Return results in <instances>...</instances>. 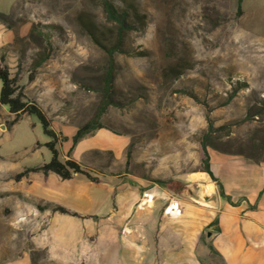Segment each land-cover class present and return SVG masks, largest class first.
Masks as SVG:
<instances>
[{
    "label": "rangeland",
    "instance_id": "374dc122",
    "mask_svg": "<svg viewBox=\"0 0 264 264\" xmlns=\"http://www.w3.org/2000/svg\"><path fill=\"white\" fill-rule=\"evenodd\" d=\"M110 1L127 9L132 28L113 54L112 104L97 117L108 61L91 31L115 34L102 0H0V63L24 96L39 98L56 125L78 127L94 119L129 136L125 157L151 180L176 185L177 176L201 170L205 134L207 149L264 160V0ZM7 113L0 106V264H43L45 219L30 210L37 202L32 195L48 192L40 187V173L28 172L23 181L16 175L50 160L44 145L50 137L35 115L10 126ZM60 143L57 149H63ZM114 159L110 150H91L74 160L101 179L103 172L119 171ZM71 183H84L83 200L69 198V205L99 215L104 187L82 174ZM78 220L89 231L58 250L69 264H88L86 257L101 254L93 235L99 236L103 222ZM205 232L201 264H224L209 251Z\"/></svg>",
    "mask_w": 264,
    "mask_h": 264
},
{
    "label": "crops",
    "instance_id": "0c3cea01",
    "mask_svg": "<svg viewBox=\"0 0 264 264\" xmlns=\"http://www.w3.org/2000/svg\"><path fill=\"white\" fill-rule=\"evenodd\" d=\"M33 100L48 118L40 99ZM0 106L8 111L6 106ZM7 114L12 117L9 111ZM51 126L65 138L61 141L63 149H57L59 159L64 161L77 127L67 121L58 125L52 121ZM129 142V136L102 127L72 146L73 159L91 150H110L115 165L120 167L114 175L101 173V182L95 183L102 185L107 193L99 215L81 211L67 202L69 198L83 200L80 189L84 183H76V187L71 183L76 174L61 179L53 172H35L41 174L40 187L48 192V195H32L37 202L30 210L45 219V224L40 226L41 246L47 251L43 264H69V258L62 257L58 247L73 245L78 235L86 228L89 231V225L80 223L79 217L99 218L103 222L99 236L93 235L94 244L100 241L101 254L96 258L86 257L88 264H201L199 240L205 230L212 232L206 239L207 247L211 243L224 264H264V160L207 149L209 168L230 197L229 202L219 196L215 181L203 171L177 176L175 180L179 183L172 187L139 175L132 169L136 165L125 157ZM29 173L19 181L27 179ZM169 203L175 209L172 215L164 212ZM54 204L76 215L53 211L49 206ZM215 218L219 231H215V225L206 229Z\"/></svg>",
    "mask_w": 264,
    "mask_h": 264
},
{
    "label": "trees",
    "instance_id": "16d2710c",
    "mask_svg": "<svg viewBox=\"0 0 264 264\" xmlns=\"http://www.w3.org/2000/svg\"><path fill=\"white\" fill-rule=\"evenodd\" d=\"M103 11L106 15L107 21L113 24L112 32L114 35L108 37L105 32H102L101 36H96V34L91 31V36L95 44L101 47L106 55L108 61V67L106 71V75L103 80V88H102V99L101 103L98 107V114L99 117L100 113H102L105 108L112 104L110 91L112 89V82L113 77L111 73V67L114 64L113 54L115 52H120L123 39H124V32L132 28L131 23L128 19V11L127 9H120L116 4H114L110 0H102L101 2ZM109 31V29H108ZM0 80H1V87H0V105L6 106L9 113L11 114V119L9 121V125L12 126L15 124L23 114L27 115H35L39 122L41 123L43 132L50 137V140L45 142L44 145L48 148L51 154V158L48 162H44L41 165L33 166L25 169L21 173H18L16 177H20L28 172H36L41 171L44 174L48 172H53L58 175L61 179H70L75 174H82L91 182L99 183L101 179L98 176H93L89 174L87 171L82 169V167L73 159L67 158L64 161L59 159V152L57 150V145L62 141L58 139V134L54 131L51 126L50 120L47 118L45 113L42 109L37 106L36 102H32L28 100L20 88L17 85V79L14 76L10 75L8 68L0 63ZM95 120L92 119L81 126H78L76 132L72 136V145L69 148L68 152L71 151L72 146L75 145L80 139L85 137L86 135L90 134L92 130H96L98 128H102V125L94 123ZM65 139L64 137H62ZM208 143L206 141V134L203 136V139L200 143L201 147V163L202 168L199 171H203L209 175V177L215 181L218 189L219 196L225 198L227 201H230V197L225 195L223 191V187L221 183L215 178L209 168V155L207 151ZM152 181L156 182L159 185L169 186L172 187L173 181L170 180H163V179H152ZM38 209H42L40 206L37 207ZM52 210L57 211L64 214L69 215H76V213L71 212L67 208L54 204L52 205ZM218 220L215 218L211 223L206 226V229L210 228V226L215 225V231H219L217 227ZM208 249L210 252L214 253L215 255L219 256V253L215 250L212 244H208ZM201 262V260L199 259Z\"/></svg>",
    "mask_w": 264,
    "mask_h": 264
},
{
    "label": "built area",
    "instance_id": "2783aa9c",
    "mask_svg": "<svg viewBox=\"0 0 264 264\" xmlns=\"http://www.w3.org/2000/svg\"><path fill=\"white\" fill-rule=\"evenodd\" d=\"M144 196L147 197L148 199L150 198V196L147 194V193H144ZM174 206L169 203L165 208H164V212L169 214V215H172L173 213H175L174 211Z\"/></svg>",
    "mask_w": 264,
    "mask_h": 264
},
{
    "label": "water",
    "instance_id": "95a60500",
    "mask_svg": "<svg viewBox=\"0 0 264 264\" xmlns=\"http://www.w3.org/2000/svg\"><path fill=\"white\" fill-rule=\"evenodd\" d=\"M1 128L3 129L5 127L4 126H1ZM205 234H206V238H209L211 236L212 232L209 231V230H206Z\"/></svg>",
    "mask_w": 264,
    "mask_h": 264
}]
</instances>
